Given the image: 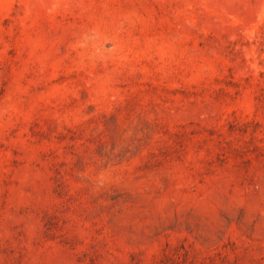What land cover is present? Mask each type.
I'll list each match as a JSON object with an SVG mask.
<instances>
[{
	"label": "rangeland",
	"instance_id": "1",
	"mask_svg": "<svg viewBox=\"0 0 264 264\" xmlns=\"http://www.w3.org/2000/svg\"><path fill=\"white\" fill-rule=\"evenodd\" d=\"M0 264H264V0H0Z\"/></svg>",
	"mask_w": 264,
	"mask_h": 264
}]
</instances>
